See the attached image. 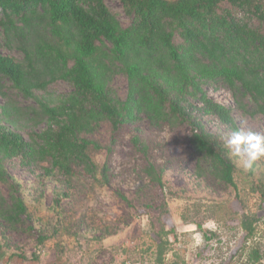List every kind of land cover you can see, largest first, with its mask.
Wrapping results in <instances>:
<instances>
[{
  "label": "trees",
  "instance_id": "trees-1",
  "mask_svg": "<svg viewBox=\"0 0 264 264\" xmlns=\"http://www.w3.org/2000/svg\"><path fill=\"white\" fill-rule=\"evenodd\" d=\"M105 1L0 0V183L8 194H0V261L8 246L3 230L22 227L28 214L6 162L17 159L23 168L40 170L42 178L60 180L66 190L56 193L59 205L70 196L75 176L95 180L89 150L100 146L89 137L104 122L113 133L139 115L154 123L189 124L197 162L236 189L230 150L205 131L196 114L236 130L229 109L202 89L220 83L238 109L264 117V0H116L127 26ZM115 76L126 81L124 98L110 87ZM59 81L69 92L49 93ZM9 92L35 105L22 110ZM22 128L29 130L27 138ZM133 144L141 148L138 137ZM145 170L162 188L161 172L151 165ZM257 220L255 214L242 216L244 239L254 235ZM209 232L205 240L212 238ZM48 238L40 236L38 245ZM251 253L253 262L264 257Z\"/></svg>",
  "mask_w": 264,
  "mask_h": 264
},
{
  "label": "rangeland",
  "instance_id": "rangeland-1",
  "mask_svg": "<svg viewBox=\"0 0 264 264\" xmlns=\"http://www.w3.org/2000/svg\"><path fill=\"white\" fill-rule=\"evenodd\" d=\"M105 4L123 26L128 25L119 2ZM110 87L125 97L123 77L115 76ZM202 89L212 102L229 109L236 130L264 135V117L251 114L248 107L238 109L224 85ZM69 90L60 81L48 88L55 95ZM12 98L22 110L35 105L20 96ZM242 104L248 105L247 100ZM196 115L205 131L226 148L229 126L216 117ZM28 132L19 129L24 138ZM189 135V124L154 123L143 115L121 124L115 133L108 123L100 124L89 137L100 146L89 150L97 167L95 180L75 176L70 196L59 205L56 193L65 188L60 180L42 178L40 170L23 168L17 159L6 162L7 172L21 186L28 214L22 227L3 230L8 246L0 264H264V257L251 259L253 250L264 256V158L245 169L244 158L233 157V190L207 173L208 165L197 162ZM135 137L140 149L133 144ZM149 165L161 172L162 188L150 182L145 170ZM6 192L0 183V194L7 197ZM254 214V235L244 239L241 218ZM206 231L213 234L210 240L203 236ZM42 235L49 238L38 245Z\"/></svg>",
  "mask_w": 264,
  "mask_h": 264
},
{
  "label": "clouds",
  "instance_id": "clouds-1",
  "mask_svg": "<svg viewBox=\"0 0 264 264\" xmlns=\"http://www.w3.org/2000/svg\"><path fill=\"white\" fill-rule=\"evenodd\" d=\"M225 147L233 157L244 158L242 166L252 167L253 162L264 158V135L251 130H233L227 138Z\"/></svg>",
  "mask_w": 264,
  "mask_h": 264
},
{
  "label": "built area",
  "instance_id": "built-area-1",
  "mask_svg": "<svg viewBox=\"0 0 264 264\" xmlns=\"http://www.w3.org/2000/svg\"><path fill=\"white\" fill-rule=\"evenodd\" d=\"M126 264H131V263H126ZM133 264V263H132Z\"/></svg>",
  "mask_w": 264,
  "mask_h": 264
}]
</instances>
